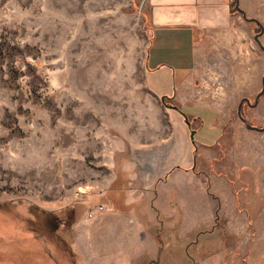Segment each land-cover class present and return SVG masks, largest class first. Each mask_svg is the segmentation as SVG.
<instances>
[{
  "label": "rangeland",
  "instance_id": "obj_1",
  "mask_svg": "<svg viewBox=\"0 0 264 264\" xmlns=\"http://www.w3.org/2000/svg\"><path fill=\"white\" fill-rule=\"evenodd\" d=\"M239 6L264 26V0H239ZM235 13L230 42L202 59L215 87L204 101L229 111L221 114L228 116L225 135L214 143L220 133L210 116L181 105L183 114L203 112L199 123L187 116L195 154L188 167L209 186L196 188L191 176L189 192L178 200L228 209L236 203L238 211L248 206L247 224L234 218L239 231H230L231 216L219 214L216 228L194 242L192 234L211 229L213 218L194 231L192 216L181 236L176 223L148 226L158 253L133 256L132 264H264V131L246 128L236 113L242 95L253 99L260 90L264 51L253 38L256 23ZM150 37L144 0H0V245L48 253L57 264L114 262L111 241L90 242L89 222L109 209L143 217L149 200L127 201L133 184L126 176L143 167L154 180L173 134L166 100L145 81ZM260 40L264 45V31ZM242 110L247 122L264 126V94ZM179 126L185 128L174 125L175 131ZM222 177L230 186L220 200L210 185ZM247 184L254 187L245 190ZM168 196L162 192L156 203L174 214ZM75 235L79 255L70 248Z\"/></svg>",
  "mask_w": 264,
  "mask_h": 264
},
{
  "label": "crops",
  "instance_id": "obj_2",
  "mask_svg": "<svg viewBox=\"0 0 264 264\" xmlns=\"http://www.w3.org/2000/svg\"><path fill=\"white\" fill-rule=\"evenodd\" d=\"M144 3L151 29L145 59L146 85L155 97H170L180 108L184 103L203 109L204 115L210 116L212 125L220 133L214 143L218 142V138L225 135L224 122L228 117L221 114L229 111L218 106L214 107L204 101L205 97L214 96L215 87L212 84L214 77L206 71L202 59L204 54L207 56L209 51L218 44L230 42L238 21V16L232 8V0H144ZM170 110L173 134L167 146L164 162L159 165L158 171L153 172L154 180L151 177L148 178L151 174H146L147 169L143 167L134 169L126 176L128 183L133 184L128 188L127 201L129 198V200L133 198L136 201L149 200L141 209L140 214L143 217H139L135 210L134 213L127 214L109 209L93 222H89L90 242L94 240L111 241L109 245L111 249L108 252L114 254L116 259L110 264H132L133 256L142 257L148 252L151 253L150 256H156L158 241L149 231L148 226L164 225L169 228L175 226L176 223L178 227L175 228V232L177 236H181L187 231V226L193 222L192 227L196 231L210 217L214 218L217 203L214 202V206H208L204 200L203 203L191 202L186 206L178 200L181 195L189 192L191 176L195 180L196 188L201 186L207 189L209 186L205 175L195 174L188 167L194 160L195 154L193 153L194 145L186 135V127L189 124L186 120H190L187 116L191 117L195 123H199L202 122L201 117H204L203 112L200 111L201 115L199 111H193L192 114L187 115L175 109ZM174 125H185V128L179 126L180 129L175 131ZM180 145H183L182 150ZM199 145L203 144H197ZM227 153L231 154L230 151ZM129 169L126 171H130ZM162 174L164 177L161 176ZM254 176L252 172L253 179ZM160 177L161 179H158ZM213 182L214 184L210 187L221 200L228 194L230 182L225 177L215 179ZM244 187L247 188L245 190H249L254 185L247 184ZM162 192L170 194L167 202L177 209L174 214L163 211L156 203L158 195ZM236 205L235 203L230 209L226 208L223 203L219 205V214L224 218L228 216L232 218L227 221L230 231H239V227H235L234 218L237 224L242 226L247 224L249 207L245 206L246 210L238 211ZM192 216L194 220L190 223ZM260 218L264 219L263 211L259 220ZM187 221L188 225H186ZM93 229H95L94 232ZM77 236L79 235L73 238L72 247L79 255L77 240L80 238ZM86 237L85 239L89 242L88 236ZM88 251L92 256L95 255L93 248H89Z\"/></svg>",
  "mask_w": 264,
  "mask_h": 264
},
{
  "label": "trees",
  "instance_id": "obj_3",
  "mask_svg": "<svg viewBox=\"0 0 264 264\" xmlns=\"http://www.w3.org/2000/svg\"><path fill=\"white\" fill-rule=\"evenodd\" d=\"M65 241L67 242V240ZM71 243L72 242L70 241V248L74 253L75 251L71 246ZM1 244L4 245H0V252L2 251L1 253H4L5 255L2 254L3 258H0V262H4L5 264H57L56 261L51 260V257L47 252L46 255H42L39 251L28 250L16 244H13L12 246H6L5 243Z\"/></svg>",
  "mask_w": 264,
  "mask_h": 264
},
{
  "label": "water",
  "instance_id": "obj_4",
  "mask_svg": "<svg viewBox=\"0 0 264 264\" xmlns=\"http://www.w3.org/2000/svg\"><path fill=\"white\" fill-rule=\"evenodd\" d=\"M235 7L238 11L241 12L242 17L244 19H246L248 21L256 22L258 24V26L260 27V30L253 34V38L256 41V43L258 44V46L264 51V45L262 44V42L260 40V36H261L262 32L264 31V26L261 24V22L257 18L247 17L245 14V11L242 8H240V6L238 4V0H236V2H235ZM261 82H262L261 89L256 93L253 103L250 102L248 97H242V98H240V100L236 106L237 116L244 123L245 127L248 129L257 130V131H264V126L260 127V126H256V125H253V124H250L249 122H247L246 119L244 118V116L241 114V105H242L243 101H246L248 104H250L252 106L257 104L259 96L264 93V75L261 78ZM192 134H193V132L191 133V135ZM263 181H264V176H263Z\"/></svg>",
  "mask_w": 264,
  "mask_h": 264
},
{
  "label": "flooded vegetation",
  "instance_id": "obj_5",
  "mask_svg": "<svg viewBox=\"0 0 264 264\" xmlns=\"http://www.w3.org/2000/svg\"><path fill=\"white\" fill-rule=\"evenodd\" d=\"M235 2H236V0H234V5H233V11L234 12H240V11H238L237 9H236V7H235ZM238 4H239V0H238ZM241 13V12H240ZM241 16H242V14H241ZM251 22H253V21H251ZM256 23V22H255ZM256 25L258 26V24L256 23ZM260 30V27L258 26V31ZM264 75V74H263ZM262 75V76H263ZM262 78V77H261ZM261 82V81H260ZM261 85H262V82H261ZM260 89H261V87H260ZM264 94V93H263ZM263 94H261L260 96H262ZM260 96H259V98H260ZM242 97H248L249 98V100H250V102L251 103H253V101H254V97H253V99H251L249 96H247V95H242L240 98H242ZM259 98H258V100H259ZM162 101H164V100H166V106L168 107V108H170V109H175V110H178V111H180L181 112V110H180V106L178 105V104H176L175 102H173V100L169 97V98H160ZM240 100V99H239ZM239 100H238V102H239ZM258 103V102H257ZM238 104V103H237ZM247 105V106H250V107H255L256 105H254V106H252V105H250V104H248L246 101H243V103H242V105H241V113H242V109H243V106L244 105ZM182 113V112H181ZM186 122H189L188 120H186ZM263 176H264V174H263ZM263 176H262V181H263ZM263 183H264V181H263ZM261 189V188H260ZM264 189V186L262 187V190ZM215 198L217 197L216 195L214 196ZM219 203H218V205H217V208H216V210H215V215H214V218H213V220H214V223H213V226H212V228L211 229H201V230H199L198 231V233H196V234H194V238L192 239V241L191 242H194L193 240L195 239V238H197L198 237V234L200 235L201 233H204V234H208V233H210V232H212L213 230H214V228H216V226H217V224H218V221H219Z\"/></svg>",
  "mask_w": 264,
  "mask_h": 264
},
{
  "label": "built area",
  "instance_id": "obj_6",
  "mask_svg": "<svg viewBox=\"0 0 264 264\" xmlns=\"http://www.w3.org/2000/svg\"><path fill=\"white\" fill-rule=\"evenodd\" d=\"M102 207H103L102 205H99V206L96 207V208H95V207H94V208H90V209L88 210V215H89L90 217L94 216V214H95L97 211L103 209Z\"/></svg>",
  "mask_w": 264,
  "mask_h": 264
}]
</instances>
